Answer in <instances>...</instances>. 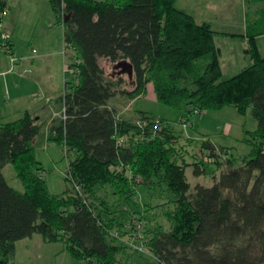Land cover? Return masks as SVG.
Listing matches in <instances>:
<instances>
[{
	"label": "trees",
	"instance_id": "1",
	"mask_svg": "<svg viewBox=\"0 0 264 264\" xmlns=\"http://www.w3.org/2000/svg\"><path fill=\"white\" fill-rule=\"evenodd\" d=\"M9 1L0 0V47L8 41L14 48L11 38L4 39ZM49 2L64 25L72 71L47 139L65 153L69 187L53 194L37 158L35 140L48 121L26 111L18 120L0 122V264H15L17 242L36 233L46 242H64L87 264H123L126 248L142 252L128 244L135 219L126 224L128 213L101 191L112 187L119 199L130 200L139 187L156 182L167 190L163 205L173 206L164 213L170 227L159 225L135 241L143 250L147 245L154 264H264V55L257 40L264 35V0H247L246 52L253 63L228 79L223 78L218 33L179 9L177 0ZM100 57L128 60L135 89L128 90L123 77H109ZM149 83L160 102L189 113L234 106L246 114L251 109L258 122L245 137L252 157L236 166L229 148L203 140L206 159L193 163L196 174H206L209 163L218 165L221 175L214 185L199 184L190 193L187 148L174 123L151 112L133 120L112 104L119 95L134 100L146 94ZM156 119L164 123L157 133ZM125 136L129 139L122 145L119 139ZM9 163L24 192L8 182L3 170ZM138 214L148 218L143 211Z\"/></svg>",
	"mask_w": 264,
	"mask_h": 264
},
{
	"label": "rangeland",
	"instance_id": "2",
	"mask_svg": "<svg viewBox=\"0 0 264 264\" xmlns=\"http://www.w3.org/2000/svg\"><path fill=\"white\" fill-rule=\"evenodd\" d=\"M20 7L21 12L19 9L20 13L16 17L14 37L9 33L13 43H17V47L28 45L27 42L35 35L46 44L51 51L54 52L56 48L59 47L62 54H60V56H52L48 58V61L51 63V66L54 63V74L57 79L60 73V63L64 72H66V76L69 77L71 75V69L68 68V64L65 68L64 64V25L62 22L58 21L49 0H25L21 3ZM7 15L8 13L5 15L4 26L7 23ZM7 25L5 26L6 28H8ZM5 31H7V29H5ZM33 49L34 48L31 49L30 55L21 56L18 50L14 48L16 57L14 63L12 62L10 54L0 47V58L5 56L11 65L10 71H14L20 60H26L32 63L36 57L40 55L36 47V53L33 52ZM99 61L100 64L105 67L109 77L115 79L123 77L127 82L125 87L128 90L135 89V74L133 66L128 60H121L114 63L107 58L100 57ZM33 71L34 68L29 65L19 73L21 77L25 78ZM1 94L2 91L0 90V96ZM59 95L60 94H58V96ZM112 102L113 105L114 102H117L118 105L121 106V109L126 111L125 114L122 112L125 117L137 119L141 112H151L175 124L177 128L174 130L175 134H177L178 138L182 137V144L187 148L184 158L186 162L189 163L186 165V175L192 185L190 193H194L196 186L199 184L208 187L214 185L215 177H220L221 175V169H219L216 164L206 163L205 167L207 168V173L202 175L196 174V166L193 163L199 161L203 162V160L206 159L205 155L200 150L203 140L197 138L190 142L189 138H187L184 133H190V135L197 137L202 134L201 132L203 130L204 132H208V135L212 138L214 143L225 146L232 151L236 166L241 165L244 159L252 157V146L245 140V136L248 134V128H251L250 126H252V124L254 126V123H257L251 109L248 110L246 114H242L234 106H227L221 110H207L200 114H184V108L178 109L160 102L157 99L154 84L151 83L148 85L146 94L134 100L129 99L127 96L119 95L114 98ZM188 116L192 124L188 128H185L180 123V120ZM204 116L206 117V122L204 125H201L203 124L202 119ZM44 121L45 119L43 118L41 122ZM229 124L233 126L231 135L226 133ZM48 131L49 128L46 126L43 133L35 140L37 158L42 162L44 167L43 175L48 183L50 191L53 194H62L69 187L66 180L68 160L62 148L56 142L48 141L47 138H45V133L47 132L48 134ZM3 171L8 182L14 188L22 192L25 191L24 182L17 175L16 169L12 163L7 164ZM114 191L115 189L108 187L101 191V195L106 196L111 204L117 205V208L128 213L124 221L126 224L130 219L139 218L138 210L143 211L147 215L148 218L145 219L146 221L142 220V240L147 230H153L159 225H162L165 229H169L170 223L164 213L165 210L168 208L172 209L173 206H168L167 204V206L165 204L163 205V203L168 201L165 186L158 182L151 187L141 186L136 190L137 192H135L130 200L119 199L118 194ZM34 235L32 240H26L30 244L29 249L25 246L26 242H21L19 244L16 252L18 255L17 258L15 257V264H87L85 260L74 257L66 248L64 242H46L41 234L36 233ZM134 237L136 238L135 235ZM128 238L129 237L126 236V239ZM135 240L137 241L138 239L136 238ZM146 246L147 245L143 246L144 250L142 249L141 253L126 248L123 252L124 254H122L123 264H154L155 258ZM28 253L33 254L29 255Z\"/></svg>",
	"mask_w": 264,
	"mask_h": 264
},
{
	"label": "crops",
	"instance_id": "3",
	"mask_svg": "<svg viewBox=\"0 0 264 264\" xmlns=\"http://www.w3.org/2000/svg\"><path fill=\"white\" fill-rule=\"evenodd\" d=\"M23 1L25 0H10L8 19H6L8 28L5 27L6 25L4 26L5 23L3 21L4 31L7 29L5 33H10L13 37L15 34L16 17L21 12L20 6ZM176 5L179 9L192 14L198 23L210 24L218 33L216 43L220 48L224 79L237 75L253 63L250 55L246 52L248 44V39L245 36L248 27L247 0H177ZM257 40L261 53L264 55V35L259 36ZM27 43L28 45L23 44L24 46L17 47V43L15 44L14 42L13 46L21 56L30 55L31 49L36 47L40 55L32 63L30 61L20 60L16 70L10 71L11 65L9 60L5 56L0 58V90L2 91L0 96V122L18 120L24 116L26 111H29L36 115L39 120L44 118L45 121H48V128L53 118L59 116L57 99L65 92L66 82L68 80L61 63L58 79L56 78L54 74V63L51 66L48 58L56 55L60 56L62 52L59 47L54 52L51 51L35 35ZM64 64L66 68V56L64 58ZM29 65L34 68V71L28 77H21L19 72ZM58 94L60 95L58 96ZM114 105L125 114L126 111L121 109V106L117 102H114ZM187 113L189 112L185 110L184 114ZM205 118L204 116L202 119L203 124L201 125L205 124ZM250 127L247 131H255L258 128V122L254 123V126L252 124ZM174 128L175 130L177 129L175 124ZM232 131L233 126L229 124L226 133L231 135ZM201 133L197 137L190 135V133L184 134L187 138L193 140L201 138L202 140L210 139L212 141L208 132H204L203 130ZM47 137L48 134L46 132L45 138ZM216 166L219 168L218 165ZM34 236L18 241L17 249L21 242H26L25 246L29 249L30 244L26 240H32ZM28 254L31 255L33 253ZM17 255L18 253H16V258Z\"/></svg>",
	"mask_w": 264,
	"mask_h": 264
},
{
	"label": "built area",
	"instance_id": "4",
	"mask_svg": "<svg viewBox=\"0 0 264 264\" xmlns=\"http://www.w3.org/2000/svg\"><path fill=\"white\" fill-rule=\"evenodd\" d=\"M8 13V10L4 13V15H6ZM11 38L10 34L8 33H5L4 34V39L5 40H9ZM3 48V50L7 53L10 54V56L12 57V62L15 63L16 61V57H15V51H14V48L12 47V44L9 43L8 41H5L4 42V46H1ZM33 52L36 53L37 52V49H33ZM72 71V70H71ZM192 114H200L201 111L199 109H194L192 112ZM140 123V122H139ZM180 123L185 127V128H188L189 126H191V119L190 117H183L181 120H180ZM147 124V123H145ZM154 126H155V130H156V133L157 131H160L164 128V123L160 120V119H156L155 120V123H154ZM128 137L125 136V137H122L119 139V142L122 144V145H125L127 144L128 142ZM142 219H135L134 221V229H133V239L131 241L128 242V244H130L131 247H133L134 249H137V250H141L142 251V245H140L139 243H136L135 239L137 238L139 241L142 240ZM134 235L136 236V238L134 237ZM137 240V241H138Z\"/></svg>",
	"mask_w": 264,
	"mask_h": 264
}]
</instances>
